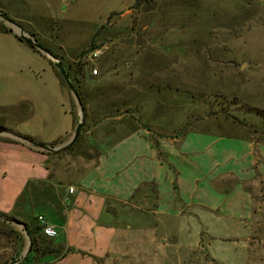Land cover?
Masks as SVG:
<instances>
[{
  "label": "rangeland",
  "instance_id": "1",
  "mask_svg": "<svg viewBox=\"0 0 264 264\" xmlns=\"http://www.w3.org/2000/svg\"><path fill=\"white\" fill-rule=\"evenodd\" d=\"M0 12L66 66L77 67L82 56L103 50L97 62L80 68L82 83L74 80L87 108L82 132L89 131L93 118L107 121L109 136L124 134L131 129L125 120L132 117L138 129L153 132L155 149L161 138L196 136L204 153L198 156L204 162L203 184L208 181L206 148L220 153L245 136L264 142V0H0ZM4 26L13 33L0 31V123L14 120L5 106L11 101L23 115L29 112L25 96L46 81L43 70L49 62L17 39V26L0 19ZM58 103L64 122L71 107L61 95ZM73 111L78 125L76 103ZM216 140L218 146L212 144ZM101 144L84 135L71 149L50 154L58 159L52 179L61 192L77 183L84 170L81 159L99 157ZM73 161L77 165L71 168ZM218 163L223 171L233 161L220 153ZM259 180L251 185L250 217L246 201L236 191H225L215 213L196 208L197 218L185 220L177 241L161 234L157 243L168 244L169 255L177 250L183 264H264V179ZM231 184L226 179L222 186ZM38 212L32 210L30 223H36ZM27 247L21 228L0 222V264L19 259Z\"/></svg>",
  "mask_w": 264,
  "mask_h": 264
},
{
  "label": "crops",
  "instance_id": "2",
  "mask_svg": "<svg viewBox=\"0 0 264 264\" xmlns=\"http://www.w3.org/2000/svg\"><path fill=\"white\" fill-rule=\"evenodd\" d=\"M41 55L49 61L43 70L46 81L28 90L25 101L30 104L29 112L23 115L20 106L11 101L5 106L14 120L0 123V129L30 137L39 145L53 146L61 140L55 146L61 147L71 141L77 128L76 100L61 84L51 60ZM60 95L71 107L64 122L59 118ZM125 121H131V129L113 136L108 135L107 121H89V131L81 136L93 135L102 141L100 155L95 160L81 159L78 163L84 170L77 183L64 186L62 192L52 179L58 159L49 154L57 152L0 136V212L30 224L32 210H39L35 218L45 216L58 231L54 243L62 252L33 264H183L177 250L169 255L168 244L157 243V238L163 234L177 241L185 220L190 223L197 218L196 208L215 213L223 192L236 191L237 198L247 203V216L252 215L255 193L251 185L264 179V142L251 136L232 140L220 152L228 153V160L233 161L232 167L223 171H219V151L206 148L209 169L205 173L208 181L203 184L204 162L198 156L204 153L198 137L183 141L161 138L160 148L155 149L151 130L138 129L139 123L132 117ZM256 164L257 172H253ZM75 165L73 161L71 168ZM226 179L232 182L228 189L222 186ZM70 187L75 189L72 194Z\"/></svg>",
  "mask_w": 264,
  "mask_h": 264
},
{
  "label": "trees",
  "instance_id": "3",
  "mask_svg": "<svg viewBox=\"0 0 264 264\" xmlns=\"http://www.w3.org/2000/svg\"><path fill=\"white\" fill-rule=\"evenodd\" d=\"M141 0H137V4L140 3ZM0 31L1 32H4V33H13V30L12 29H9L7 27H2L0 28ZM33 36V35H32ZM17 39L21 42H23L18 36H16ZM34 37V36H33ZM27 44V43H26ZM31 49H33L35 52H38L41 54V52H39L37 49H35L33 46L27 44ZM51 54L53 56H55L56 58H58V55L55 54L51 49H48ZM59 59V58H58ZM63 63V62H62ZM51 64L53 66V68L56 70L57 72V75L59 76L60 80H61V84L64 86V87H67V84L66 82L64 81V79L62 78V76L60 75L59 71L57 70V68L55 67V65L53 64V62L51 61ZM65 69L67 70L76 90H77V93L80 97V100H81V105H82V109H83V112H84V118H83V126L85 124V120H86V117H87V108H86V104H85V100H84V97L82 95V93L79 91L78 89V86L76 85V82L78 84L82 83V80H81V77L80 75L81 74V67H84L85 65L79 63L77 67H71V66H66L64 63H63ZM73 69V71H72ZM71 72H74V75H75V79H72V73ZM75 80V81H74ZM68 88V87H67ZM83 130V129H82ZM0 131H6V132H9L8 130H5L3 128L0 129ZM21 136V135H20ZM23 138H25L26 140L30 141V142H35L34 139L30 138V137H27V136H22ZM81 139V134L77 140V142L75 144H73L72 146L62 150V151H66V150H69L71 149L73 146H75ZM36 143V142H35ZM61 143V140H58L57 142H55L53 144V146H50V147H55L56 145L60 144ZM62 151H59V152H62ZM57 152V153H59ZM50 155V154H49ZM1 218H5V219H15L16 217H12V216H9L7 214H4V213H1L0 212V222H3L5 224H8L10 225L9 223H7L6 221H3ZM35 221L36 223L33 224V223H30V224H27L25 223L26 225V230H27V233L29 234V237L32 241V248H31V252L27 255V257L21 262V264H25V263H28V264H33L34 262H40L43 258H45L46 256H49V255H55L56 253L59 254L62 252V248L59 247V245H56L54 243V240H52V238H48L47 236H45L43 233H42V228L38 222V217L35 218ZM24 223V222H23ZM13 231V230H12ZM14 233V232H13Z\"/></svg>",
  "mask_w": 264,
  "mask_h": 264
},
{
  "label": "water",
  "instance_id": "4",
  "mask_svg": "<svg viewBox=\"0 0 264 264\" xmlns=\"http://www.w3.org/2000/svg\"><path fill=\"white\" fill-rule=\"evenodd\" d=\"M0 19L3 20L6 24L8 23V24L17 26V24L15 22L10 20L8 17H6L1 12H0ZM17 27L19 28L20 32H17L15 30V33L23 42L33 46L35 49H37L39 52H41L43 55H45L47 58H49L53 62V64L55 65V67L59 71L60 75L62 76V78L66 82L67 87L70 90L71 94L75 98L77 105L80 107V120H79L75 134H74L73 138L71 139V141L69 143L61 146V147H50V146H45V145H39L35 142H30V141L26 140L22 136L15 135V134H12V133L6 132V131H0V136H2V135L12 136L21 142H24V143L31 145V146L39 149V150H43V151H47V152L53 153V152L62 151L64 149L72 146L73 144H75L77 142L80 134L82 133L84 112L82 109L80 97H79L77 90H76L67 70L65 69L62 61L60 59L56 58L55 56H53L47 48H45L42 44H40L35 38L29 36L20 26H17ZM1 219L3 221H6L9 224H12V225H15V226L21 228L23 230L24 234L26 235V237L28 238V247L26 249V252L19 259L10 263V264H20L27 257V255L31 252V248H32V241L29 237V234L27 233L26 225H25V223H23L17 219H5V218H1Z\"/></svg>",
  "mask_w": 264,
  "mask_h": 264
},
{
  "label": "built area",
  "instance_id": "5",
  "mask_svg": "<svg viewBox=\"0 0 264 264\" xmlns=\"http://www.w3.org/2000/svg\"><path fill=\"white\" fill-rule=\"evenodd\" d=\"M104 54L102 49H97L92 51L90 54L82 56L79 59V63L85 65L86 67H90L92 62H97L101 56ZM93 76H98L99 71L97 68H94L92 71ZM75 189L74 187L69 188V192L72 194L74 193ZM38 222L42 228V233L47 236L48 238H56L58 236V231L57 229L49 224L46 220V218L42 215L38 216Z\"/></svg>",
  "mask_w": 264,
  "mask_h": 264
},
{
  "label": "bare ground",
  "instance_id": "6",
  "mask_svg": "<svg viewBox=\"0 0 264 264\" xmlns=\"http://www.w3.org/2000/svg\"><path fill=\"white\" fill-rule=\"evenodd\" d=\"M18 32V31H17ZM19 32H20V30H19Z\"/></svg>",
  "mask_w": 264,
  "mask_h": 264
}]
</instances>
